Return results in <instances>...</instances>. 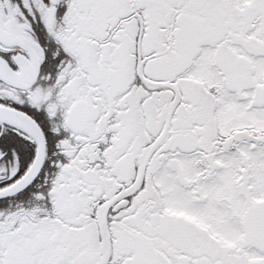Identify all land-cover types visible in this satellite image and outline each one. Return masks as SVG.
<instances>
[{
	"label": "snow or ice",
	"instance_id": "6c2138e0",
	"mask_svg": "<svg viewBox=\"0 0 264 264\" xmlns=\"http://www.w3.org/2000/svg\"><path fill=\"white\" fill-rule=\"evenodd\" d=\"M0 264H264V0H0Z\"/></svg>",
	"mask_w": 264,
	"mask_h": 264
}]
</instances>
